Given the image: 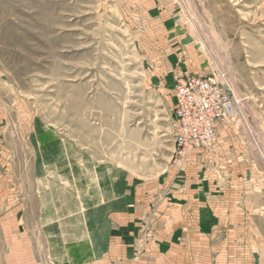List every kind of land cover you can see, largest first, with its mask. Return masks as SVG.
<instances>
[{"label": "rangeland", "instance_id": "obj_1", "mask_svg": "<svg viewBox=\"0 0 264 264\" xmlns=\"http://www.w3.org/2000/svg\"><path fill=\"white\" fill-rule=\"evenodd\" d=\"M189 60L191 75L231 91L235 115L225 120L246 136L264 190V0H0V264H55L42 231L67 219H40V202L44 215L55 191L57 211L66 191L93 201L122 182L126 194L128 177L153 198L135 235L136 257L145 254L157 240L161 177L167 168L181 177L195 151L176 163L177 70ZM55 150L69 185L53 168L48 178L63 185L50 192L40 156ZM250 211L249 232L224 240L258 245L264 264V214Z\"/></svg>", "mask_w": 264, "mask_h": 264}, {"label": "crops", "instance_id": "obj_2", "mask_svg": "<svg viewBox=\"0 0 264 264\" xmlns=\"http://www.w3.org/2000/svg\"><path fill=\"white\" fill-rule=\"evenodd\" d=\"M186 50V57L197 56L191 46ZM190 64V60L180 64L176 87L184 76L197 74ZM216 134V144L210 153L195 150L188 156L181 177L170 168L167 174L163 173L160 180L162 199L156 211L157 240L148 243L141 258L135 255V235L153 198H145L140 189L134 188L138 185L132 178H127L126 194L121 190L122 182L118 185L115 182L113 189L93 201L89 195L71 197L66 191L61 195L66 206L60 211L54 209L59 193H50L56 194L54 198L48 197L51 210L43 215L40 202L38 217L64 216L67 219L64 226L56 221L45 225L42 231L48 237L49 255L55 259V264H261L258 245L251 249L242 241L233 247L226 243L224 235L248 233L247 221L253 216L250 210L256 215L264 214L263 185L257 181L256 166L250 159L243 131L222 120L217 124ZM41 137L33 140L36 152H40ZM40 163L38 179L47 175L44 179L48 180L46 185L51 187L50 192L54 191L52 186L63 185L59 177L55 181L48 178L53 168L65 172L67 178L63 179L69 185V165L63 169V164H59L58 150L50 152L45 159L40 156ZM113 171L121 173L120 169ZM113 177L107 173L103 175L104 180ZM70 198L73 199L70 201ZM75 210L77 214L71 216L69 212ZM70 216L73 220L78 218L80 223L69 224L72 222ZM62 233L69 235L56 236ZM208 238L211 241H197ZM249 249L252 253H244Z\"/></svg>", "mask_w": 264, "mask_h": 264}, {"label": "built area", "instance_id": "obj_3", "mask_svg": "<svg viewBox=\"0 0 264 264\" xmlns=\"http://www.w3.org/2000/svg\"><path fill=\"white\" fill-rule=\"evenodd\" d=\"M173 111L178 128L174 159L181 165L192 150L210 151L216 141L217 124L233 118L235 103L224 81L216 76H186L175 90Z\"/></svg>", "mask_w": 264, "mask_h": 264}, {"label": "bare ground", "instance_id": "obj_4", "mask_svg": "<svg viewBox=\"0 0 264 264\" xmlns=\"http://www.w3.org/2000/svg\"><path fill=\"white\" fill-rule=\"evenodd\" d=\"M233 108H234V110H236L235 103H234V105H233ZM215 140H216V139H215Z\"/></svg>", "mask_w": 264, "mask_h": 264}]
</instances>
